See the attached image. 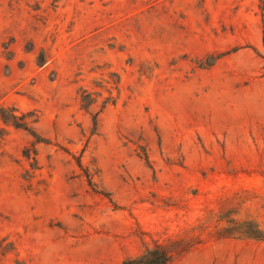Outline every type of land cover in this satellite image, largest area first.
Masks as SVG:
<instances>
[{
    "label": "rangeland",
    "instance_id": "obj_1",
    "mask_svg": "<svg viewBox=\"0 0 264 264\" xmlns=\"http://www.w3.org/2000/svg\"><path fill=\"white\" fill-rule=\"evenodd\" d=\"M1 107L0 264H264L200 227L240 189L264 227L261 0H0Z\"/></svg>",
    "mask_w": 264,
    "mask_h": 264
},
{
    "label": "trees",
    "instance_id": "obj_2",
    "mask_svg": "<svg viewBox=\"0 0 264 264\" xmlns=\"http://www.w3.org/2000/svg\"><path fill=\"white\" fill-rule=\"evenodd\" d=\"M262 9H264V0ZM220 54L210 55V61L204 65H212ZM1 117L10 121L17 127L28 129L25 122H18V116L12 109L0 108ZM94 127L97 124L96 116H93ZM246 189L232 191L229 195L221 197V206L217 211L208 210L205 212L200 224L202 228H207L212 221L215 222V230L212 235L217 238H230L241 240L264 241V227L250 216L240 217L241 206L246 201ZM230 203V205H227ZM194 246L181 238L171 239L165 245L153 244L145 246L144 249L135 256H130L122 260L121 264H172L179 256L187 253Z\"/></svg>",
    "mask_w": 264,
    "mask_h": 264
}]
</instances>
